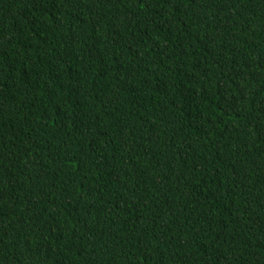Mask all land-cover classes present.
<instances>
[{"label": "trees", "instance_id": "obj_1", "mask_svg": "<svg viewBox=\"0 0 264 264\" xmlns=\"http://www.w3.org/2000/svg\"><path fill=\"white\" fill-rule=\"evenodd\" d=\"M0 264H264V0H0Z\"/></svg>", "mask_w": 264, "mask_h": 264}]
</instances>
